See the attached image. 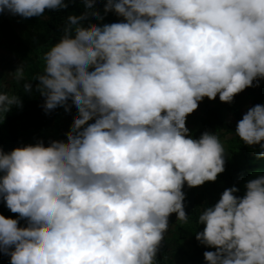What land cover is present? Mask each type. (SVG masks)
Wrapping results in <instances>:
<instances>
[{
	"label": "clouds",
	"instance_id": "clouds-1",
	"mask_svg": "<svg viewBox=\"0 0 264 264\" xmlns=\"http://www.w3.org/2000/svg\"><path fill=\"white\" fill-rule=\"evenodd\" d=\"M67 0H0V17H40ZM44 56L35 83L50 113L77 111L67 143L0 148V252L10 264H157L169 216L187 221L182 190L215 181L226 149L217 132L186 126L204 97L232 102L264 78V0H81ZM110 11L123 19L104 21ZM87 23V26L85 24ZM205 101V100H204ZM203 101V102H204ZM23 106L0 89V119ZM264 157V103L235 128ZM237 195L205 202L196 239L206 264H264V172ZM26 224L21 225L20 220Z\"/></svg>",
	"mask_w": 264,
	"mask_h": 264
},
{
	"label": "trees",
	"instance_id": "trees-1",
	"mask_svg": "<svg viewBox=\"0 0 264 264\" xmlns=\"http://www.w3.org/2000/svg\"><path fill=\"white\" fill-rule=\"evenodd\" d=\"M68 8L60 10L46 9L40 17H22L7 15L1 12L0 18V89L10 93L22 95L23 106L13 108L6 119H0V148L11 151L15 147L35 144L43 140L45 145L51 140L67 143V135L77 111L72 109L66 113L63 107H57L46 113L42 107L45 97L33 88L31 94L24 91L23 81L17 82L13 74L20 64H24L26 80L35 83V77L44 70V56L52 44L56 43L62 34L61 26L70 12L81 13V0H67ZM100 10L106 0H97ZM123 19L115 11H110L104 21L92 23H110ZM87 26V23L85 24ZM246 100V102H245ZM264 103V78L260 79L259 86L246 87L235 94L233 102L211 103L202 105L192 112L186 126L190 133L199 138L202 132H217L225 146V170L218 174L215 181H206L199 186L189 187L185 182L184 206L188 220H177V214L169 216V231L162 241L157 253V264H206L203 253L214 248L202 245L195 232L202 231L203 224H198V216L202 204H214L219 200L221 193L227 187L236 185L240 188L237 195L244 194V185L249 178L259 172H264V157H258L256 151L259 145L249 146L235 134V128L243 114L249 107ZM0 214L6 217H18L0 198ZM23 226L25 219L20 220ZM0 264H10V256L0 252Z\"/></svg>",
	"mask_w": 264,
	"mask_h": 264
},
{
	"label": "rangeland",
	"instance_id": "rangeland-1",
	"mask_svg": "<svg viewBox=\"0 0 264 264\" xmlns=\"http://www.w3.org/2000/svg\"><path fill=\"white\" fill-rule=\"evenodd\" d=\"M1 18V17H0ZM205 100V101H204ZM204 101V102H203ZM233 102V101H232ZM246 102V100H245ZM211 103H219V104H223V101L220 100L219 98V94L217 95V97L215 99H210L208 97H204L203 100L199 101L198 102V107H197V110H199L201 108L202 105H209ZM192 113L188 114L187 115V119L186 120H189L190 117H191ZM171 215V214H170ZM171 217V216H170Z\"/></svg>",
	"mask_w": 264,
	"mask_h": 264
}]
</instances>
